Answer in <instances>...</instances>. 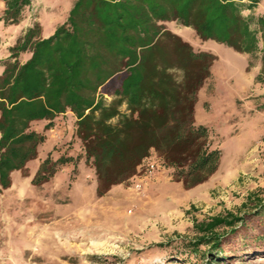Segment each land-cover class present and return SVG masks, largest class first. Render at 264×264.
Segmentation results:
<instances>
[{
	"label": "trees",
	"instance_id": "1",
	"mask_svg": "<svg viewBox=\"0 0 264 264\" xmlns=\"http://www.w3.org/2000/svg\"><path fill=\"white\" fill-rule=\"evenodd\" d=\"M260 3L74 0L51 36L41 38L38 26L27 29L0 75V190H8L11 175L25 174L38 158L45 136L34 123L45 121L44 130L51 131L66 113L75 119L81 154L56 160L49 154L32 186L48 183L70 164L75 171L84 160L101 198L132 180L153 155L184 189L206 183L219 169L221 152L208 128L195 123V106L216 57L195 51L163 24L175 22L199 40L239 54H258L255 80L263 83L264 14L255 13ZM30 5L31 0H5L0 22L18 25ZM193 231L192 238L176 240L179 264L263 259L264 196H249L237 213L195 221Z\"/></svg>",
	"mask_w": 264,
	"mask_h": 264
},
{
	"label": "rangeland",
	"instance_id": "2",
	"mask_svg": "<svg viewBox=\"0 0 264 264\" xmlns=\"http://www.w3.org/2000/svg\"><path fill=\"white\" fill-rule=\"evenodd\" d=\"M73 2L31 0L18 25L0 22V71L27 29L38 26L40 35L51 36ZM255 13L264 14V0ZM163 26L195 51L216 57L195 106V123L208 128L221 152L216 174L201 190H186L153 155L157 162L151 175L143 171L138 180L98 198L94 171L82 160L75 171L70 164L34 187L31 180L49 154L54 160L81 154L75 120L59 117L52 131L44 130L45 121L34 123L33 129L45 136L38 158L27 164L25 174L11 175L8 190H0V264H179L176 240L192 238L195 221L237 213L249 196H264V82L255 80L259 55L203 42L175 22ZM232 264H264V258Z\"/></svg>",
	"mask_w": 264,
	"mask_h": 264
},
{
	"label": "crops",
	"instance_id": "3",
	"mask_svg": "<svg viewBox=\"0 0 264 264\" xmlns=\"http://www.w3.org/2000/svg\"><path fill=\"white\" fill-rule=\"evenodd\" d=\"M40 37H41V38H47V37L44 36V35H40ZM27 56L30 57V55H26V57H27ZM24 57H25V56H24ZM23 62H25V60H24ZM2 72H3V69L0 71V75L2 74ZM63 117H70V119L75 120V119L73 118V116H72L71 113H66L65 115L60 116V118H63ZM57 119H59V118H57ZM51 131H52V130H51ZM155 158H156L155 156H151V158H149V160H147L143 165H141V167L138 169V173H137V175L134 177V179H137V180H138L140 174H141L143 171L148 170V168H147L148 165H150V164L155 165L156 162H157V161L155 160ZM204 184H205V183H204ZM204 184L197 186L198 188L195 187V188L198 189L197 191L201 190L202 187H205V186H203ZM153 185H154V184H153ZM193 189H194V188H193ZM189 190H191V189H189Z\"/></svg>",
	"mask_w": 264,
	"mask_h": 264
},
{
	"label": "built area",
	"instance_id": "4",
	"mask_svg": "<svg viewBox=\"0 0 264 264\" xmlns=\"http://www.w3.org/2000/svg\"><path fill=\"white\" fill-rule=\"evenodd\" d=\"M147 168H148V174L149 175H151L155 171V165H153V164L148 165ZM137 188L139 189L140 185H138Z\"/></svg>",
	"mask_w": 264,
	"mask_h": 264
}]
</instances>
